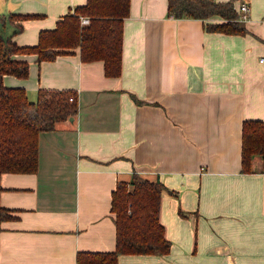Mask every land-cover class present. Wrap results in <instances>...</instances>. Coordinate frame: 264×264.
Returning <instances> with one entry per match:
<instances>
[{
	"label": "crops",
	"instance_id": "crops-1",
	"mask_svg": "<svg viewBox=\"0 0 264 264\" xmlns=\"http://www.w3.org/2000/svg\"><path fill=\"white\" fill-rule=\"evenodd\" d=\"M85 2L0 0V15L40 16L12 36L34 46ZM234 9L245 34L167 15V0H129L116 77L100 60L82 62L78 48L51 61L14 56L28 75L5 74V87L30 101L39 89L71 90L77 111L40 133L35 173L1 175L12 217L0 224V264H75L78 251L113 250L111 192L133 172L171 191L159 209L171 246L120 254L117 264H264V162L254 155L241 171L243 121L264 127V0Z\"/></svg>",
	"mask_w": 264,
	"mask_h": 264
},
{
	"label": "trees",
	"instance_id": "trees-1",
	"mask_svg": "<svg viewBox=\"0 0 264 264\" xmlns=\"http://www.w3.org/2000/svg\"><path fill=\"white\" fill-rule=\"evenodd\" d=\"M234 2L167 0V15L201 20L208 32L245 34ZM128 14L129 0H86L84 5L76 6L58 20L54 29L40 31L34 46H19L12 36L22 30V21L40 16L0 15V179L4 173H35L40 133L53 130L57 122L77 111L71 90L39 89L36 101H30L24 89L5 87L2 82L5 74L18 78L28 75V62L14 56L35 54L37 62L51 61L78 48L82 62L100 60L104 74L116 77L121 68L122 24ZM80 17H87L88 24L81 25ZM7 23L14 26L10 35L4 36L1 30ZM254 155L264 162V127L259 120H244L242 172L251 170ZM163 192L171 191L160 181L147 180L135 172L128 181H117L110 200L115 225L114 249L78 251L75 264H117L120 254L168 253L171 242L159 219ZM11 217V210L0 204V224Z\"/></svg>",
	"mask_w": 264,
	"mask_h": 264
},
{
	"label": "built area",
	"instance_id": "built-area-1",
	"mask_svg": "<svg viewBox=\"0 0 264 264\" xmlns=\"http://www.w3.org/2000/svg\"><path fill=\"white\" fill-rule=\"evenodd\" d=\"M239 11L242 13V16L241 18H244L245 17V12L247 11V6L245 4H240L239 5ZM241 18H239L240 20H242ZM89 22V19L87 17H81V23L82 24H88ZM72 97L69 98V101H72Z\"/></svg>",
	"mask_w": 264,
	"mask_h": 264
}]
</instances>
